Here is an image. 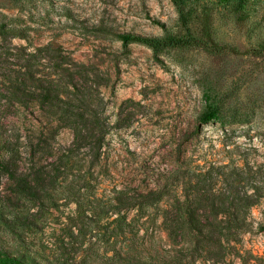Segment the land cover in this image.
<instances>
[{"label": "rangeland", "instance_id": "374dc122", "mask_svg": "<svg viewBox=\"0 0 264 264\" xmlns=\"http://www.w3.org/2000/svg\"><path fill=\"white\" fill-rule=\"evenodd\" d=\"M122 32L200 45L124 47ZM196 192L224 197L221 226L226 200L258 197L251 230L176 241L164 211ZM4 253L264 264V0H0Z\"/></svg>", "mask_w": 264, "mask_h": 264}, {"label": "trees", "instance_id": "16d2710c", "mask_svg": "<svg viewBox=\"0 0 264 264\" xmlns=\"http://www.w3.org/2000/svg\"><path fill=\"white\" fill-rule=\"evenodd\" d=\"M177 1V0H175ZM118 37L121 40L122 46L126 47L130 43H140L147 47L159 51L166 46L172 47H183V46H197L200 45L197 39H183L179 37H152L145 36L137 33L122 32L118 33ZM215 116V109H209L202 113L200 119L207 121ZM29 187V186H28ZM141 198H145L143 203L146 202L150 195H139ZM135 195H127L125 198H134ZM158 200H161L159 198ZM228 206L234 207L235 211L231 213L230 223L221 226L219 222L213 224L209 218L211 215L216 216L222 210L219 207H223L225 199L223 196H201L196 192L195 195H187L184 198L174 197L173 203H168L171 210L168 208L164 211V220L169 224V231L176 241L184 238L186 239V233L190 237V242H194L196 239H208L209 233L213 237L212 232H217L219 236L215 238L219 239L220 236L224 235L233 241L238 240L240 233L251 230V223L245 217L244 211L247 208L255 205L259 198L255 196H243V197H231L226 200ZM135 203H126V205H134ZM202 208V209H200ZM200 209V211H198ZM237 209V210H236ZM200 217H203L201 219ZM232 222V223H231ZM217 228V229H216ZM211 230V231H210ZM224 230V231H223ZM208 232V236L207 233ZM188 237V238H189ZM0 264H30L27 261L20 259V257L9 255L4 253L0 257Z\"/></svg>", "mask_w": 264, "mask_h": 264}]
</instances>
